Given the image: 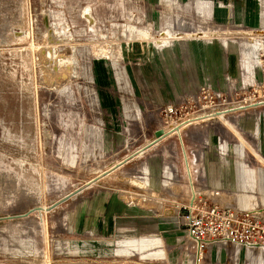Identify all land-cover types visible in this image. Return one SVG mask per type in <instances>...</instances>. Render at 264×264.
<instances>
[{
	"label": "rangeland",
	"instance_id": "rangeland-1",
	"mask_svg": "<svg viewBox=\"0 0 264 264\" xmlns=\"http://www.w3.org/2000/svg\"><path fill=\"white\" fill-rule=\"evenodd\" d=\"M192 196L264 208V0H0V264H264Z\"/></svg>",
	"mask_w": 264,
	"mask_h": 264
},
{
	"label": "built area",
	"instance_id": "built-area-1",
	"mask_svg": "<svg viewBox=\"0 0 264 264\" xmlns=\"http://www.w3.org/2000/svg\"><path fill=\"white\" fill-rule=\"evenodd\" d=\"M187 212L185 233L199 248L207 242L264 248V208L236 212L194 203Z\"/></svg>",
	"mask_w": 264,
	"mask_h": 264
},
{
	"label": "bare ground",
	"instance_id": "bare-ground-1",
	"mask_svg": "<svg viewBox=\"0 0 264 264\" xmlns=\"http://www.w3.org/2000/svg\"><path fill=\"white\" fill-rule=\"evenodd\" d=\"M205 4V3H204ZM205 5L203 6L202 8V14L203 15H206L208 14L207 10L204 9ZM196 9H198V6H196ZM207 18V16H206ZM209 115H212V117H221L222 116V113L221 112H213V113H208ZM207 116V114H206ZM174 131H177V129L173 128ZM166 136L165 132H163V135L155 141H159L160 139L164 138ZM155 138V137H154ZM154 143V141L152 142ZM194 204V198L193 196L191 197V200L189 202V207L191 208L192 205ZM160 243V239L158 237H141V238H137V239H130L128 241L125 242V246L130 248V250H134L138 253H141L143 251H146V250H154V251H159V245ZM218 244V242H207L205 243V245L203 246V249L201 248H198L197 250V258H201L204 254H205V250L207 248H210V249H214V247ZM198 247V246H197ZM242 248V247H240ZM220 249V248H219ZM245 249V250H244ZM242 251L243 252H246L245 256H250L251 259H256V260H260L261 258V261L264 262V252H261V248L259 247H250V248H242ZM250 251V252H249ZM255 254V255H254Z\"/></svg>",
	"mask_w": 264,
	"mask_h": 264
},
{
	"label": "crops",
	"instance_id": "crops-1",
	"mask_svg": "<svg viewBox=\"0 0 264 264\" xmlns=\"http://www.w3.org/2000/svg\"><path fill=\"white\" fill-rule=\"evenodd\" d=\"M209 2V1H208ZM209 6H211V15H209V18L208 19H211V20H214V19H217L219 17V14L217 13V7H215V5L212 3L209 2ZM215 10V11H214ZM218 118H220L218 116ZM239 171H242L244 174L243 175H240L238 176L237 173ZM252 174H250L249 171H246L243 169V166L241 165L240 167H237L233 173H232V180H233V183H232V187L235 188L236 190H252L254 185H253V182H252ZM191 200V199H190ZM239 204L241 203V199L238 200Z\"/></svg>",
	"mask_w": 264,
	"mask_h": 264
},
{
	"label": "water",
	"instance_id": "water-1",
	"mask_svg": "<svg viewBox=\"0 0 264 264\" xmlns=\"http://www.w3.org/2000/svg\"><path fill=\"white\" fill-rule=\"evenodd\" d=\"M163 135V130H158L154 133V137L156 140H158L161 136ZM157 141H154V143H151L150 145H147L143 150H145L146 148H149L150 146L154 145ZM107 174V172H104L103 174L99 175L98 177H96L95 179H93L91 182L85 184L83 187H81L80 189H78L77 191H75L73 194H76L78 192H80L82 189L88 187L91 183L99 180L100 178L104 177ZM72 194V195H73ZM70 196V195H69ZM68 196V197H69ZM68 197H65L64 199H62L61 201H59L58 203H56L55 205H53L52 207L56 206L57 204H59L60 202L64 201L65 199H67Z\"/></svg>",
	"mask_w": 264,
	"mask_h": 264
}]
</instances>
